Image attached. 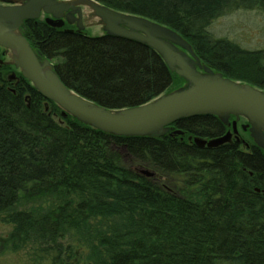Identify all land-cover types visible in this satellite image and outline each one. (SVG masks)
Returning a JSON list of instances; mask_svg holds the SVG:
<instances>
[{"label": "trees", "instance_id": "1", "mask_svg": "<svg viewBox=\"0 0 264 264\" xmlns=\"http://www.w3.org/2000/svg\"><path fill=\"white\" fill-rule=\"evenodd\" d=\"M94 1L171 29L202 65L264 90V66L235 59L243 52L208 34L216 19L264 10V0ZM21 33L67 88L106 109L138 107L180 88L172 90L176 82L185 84L158 53L134 41L69 33L40 21L26 22ZM16 74V88L0 74V214L13 225L0 249L33 244L41 255L52 254L50 264H69L64 241L83 230L97 234L90 264H264V151L251 138L245 149L190 144L189 137L227 134L229 125L214 116L174 124L172 131L184 136H112L62 118ZM129 162L166 177L167 187ZM26 203L41 206L20 210Z\"/></svg>", "mask_w": 264, "mask_h": 264}, {"label": "water", "instance_id": "2", "mask_svg": "<svg viewBox=\"0 0 264 264\" xmlns=\"http://www.w3.org/2000/svg\"><path fill=\"white\" fill-rule=\"evenodd\" d=\"M7 2L0 0V48L9 54L14 68L22 77L45 100L61 110L62 118L72 117L102 133L124 138L163 137L168 134L184 136L182 131H172L171 128L181 120L214 116L226 125L231 117L236 118L232 123L233 132L222 138L189 137L188 142L199 149L240 144L236 134L237 121L242 118L247 122L244 129H249L254 143L264 151V91L203 66L191 45L171 29L143 17L113 11L94 0H22L21 4L4 6ZM80 7L90 10L91 17L104 26L107 36L134 41L154 50L163 58L170 72L186 85L147 104L121 110L106 109L71 91L60 80L53 63L48 59L42 60L35 53L21 29L26 22L40 19L42 13L61 23L58 25L48 19L47 25L61 28L65 13L73 15L75 10L80 11ZM84 30L83 23L79 21L78 33ZM18 80L15 72L7 77L11 84ZM30 102L31 97L27 96L28 107ZM48 102L46 111H49ZM138 172L148 178L156 176L145 170Z\"/></svg>", "mask_w": 264, "mask_h": 264}, {"label": "rangeland", "instance_id": "3", "mask_svg": "<svg viewBox=\"0 0 264 264\" xmlns=\"http://www.w3.org/2000/svg\"><path fill=\"white\" fill-rule=\"evenodd\" d=\"M92 21L94 23H92ZM87 27L88 29L85 32L86 35L91 37L103 35L102 28L98 24L97 19H89ZM208 34L212 39L225 40L236 46L239 51L243 52L235 53V59L238 58V60L243 63L255 62L257 60L259 65L264 66V10L253 8L230 11L213 22L208 29ZM0 62V67L2 66L3 70L7 69L4 70L6 72L5 79H7L12 72L16 73L17 70L14 68L9 55L0 57ZM228 71L233 74L231 68H229ZM185 85L186 83L182 85V83L179 84L176 82L172 90L176 89L178 86L182 88ZM48 110H50V106ZM46 112L48 113L49 111ZM232 118L234 119L232 120ZM235 121V117L230 118L228 124L230 130H232V123ZM241 123L244 124L245 121L242 119ZM129 164L132 165L134 170H145L155 173L157 182L167 187L168 179L166 177L158 175L153 170L147 168H136L132 162H129ZM33 206H41V204L36 203L28 205V203H26L25 207H21L20 210L25 208L30 209ZM7 217V214H0V240L8 239L13 231V225L7 222ZM105 223L106 222L93 225L99 227ZM64 243L66 246H69L72 252V256L69 258V264H90L94 262V255H96V246L98 243L96 233H85L83 230H72V232L68 233ZM51 258L52 254H49V256L41 255L37 249V245L33 244L24 245L17 251L0 249V264H50Z\"/></svg>", "mask_w": 264, "mask_h": 264}, {"label": "flooded vegetation", "instance_id": "4", "mask_svg": "<svg viewBox=\"0 0 264 264\" xmlns=\"http://www.w3.org/2000/svg\"><path fill=\"white\" fill-rule=\"evenodd\" d=\"M21 3H22V0H8V2L6 4H4V6L17 5V4H21ZM75 8H79V7H75ZM48 19H51V21H56L52 16L45 15L44 13H42L40 19H38L36 21L44 22L47 25L46 21ZM89 19H94V18L91 17L90 10L88 8H85V7H80V11L79 10H77V11L75 10L73 15L68 16V14L65 13L64 17L61 20L63 22L62 23L63 25L61 26V28H55V27L49 26V25L48 26L50 28H53V29H56V30L68 31V32L69 31H73V33H78L77 26L79 24V21H81L83 23L84 28H85V30L81 34H85V32L88 29L87 23H88ZM56 23L58 25L61 24L59 21H56ZM92 23H94V22L92 21ZM98 24L100 25L99 21H98ZM100 27L102 28L103 35H105L104 26L100 25ZM7 55H9V54L4 49L0 48V57H4V56H7ZM5 73L6 72L3 70V67L1 66L0 67V74L2 75V74H5ZM215 73H218V72H215ZM18 84H19V81L14 83L13 87L16 88ZM241 120L242 119H240L237 122V134H236V137H238V139L240 141V144H237V143H235V144H237L242 149H245V147L248 146L246 141L251 138V135H250L249 129H247V130L244 129V126L247 125V122L244 120L245 123L242 124ZM171 128H173V126ZM232 130H230V128H229V131L233 132ZM207 140H210V139H207ZM233 141H234V138H233Z\"/></svg>", "mask_w": 264, "mask_h": 264}, {"label": "bare ground", "instance_id": "5", "mask_svg": "<svg viewBox=\"0 0 264 264\" xmlns=\"http://www.w3.org/2000/svg\"><path fill=\"white\" fill-rule=\"evenodd\" d=\"M114 11V10H113ZM117 12V11H116ZM125 14V13H124ZM127 15H129V14H127ZM233 129V128H232ZM233 131V130H232ZM229 132H231V131H229ZM229 132H227V133H229ZM224 137V136H223ZM222 138V137H221ZM218 139V138H217Z\"/></svg>", "mask_w": 264, "mask_h": 264}]
</instances>
